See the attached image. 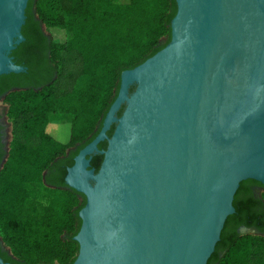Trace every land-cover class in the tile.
<instances>
[{
	"label": "water",
	"instance_id": "1",
	"mask_svg": "<svg viewBox=\"0 0 264 264\" xmlns=\"http://www.w3.org/2000/svg\"><path fill=\"white\" fill-rule=\"evenodd\" d=\"M176 1L170 42L122 73L68 169L86 197L73 264H208L241 183L264 185V0ZM29 2L0 0V77L27 71Z\"/></svg>",
	"mask_w": 264,
	"mask_h": 264
},
{
	"label": "trees",
	"instance_id": "2",
	"mask_svg": "<svg viewBox=\"0 0 264 264\" xmlns=\"http://www.w3.org/2000/svg\"><path fill=\"white\" fill-rule=\"evenodd\" d=\"M177 9L176 0L120 5L111 0H30L22 29L25 41L12 53L27 71L0 77V96L8 93L11 123L10 149L0 168V238L10 250L11 256L4 254L7 259L75 262L79 244L74 237L86 197L66 184L67 168L98 135L122 73L170 42ZM53 117L70 118L56 125ZM51 129L66 141L55 138ZM99 147L106 149L107 143ZM73 148L78 150L67 157ZM102 161L103 156H96L91 165L98 171ZM62 163V178H52ZM250 182L264 187L252 179L241 183L235 213L208 264H264V196H250ZM37 189L46 200L35 194ZM242 226L256 233L241 234L237 229Z\"/></svg>",
	"mask_w": 264,
	"mask_h": 264
},
{
	"label": "flooded vegetation",
	"instance_id": "3",
	"mask_svg": "<svg viewBox=\"0 0 264 264\" xmlns=\"http://www.w3.org/2000/svg\"><path fill=\"white\" fill-rule=\"evenodd\" d=\"M7 94L5 93V94L0 96V168L3 166V164L7 160V156H8L9 149H10V143H11V131L8 130V124H7V121L5 120V111H4V108H3V104L5 103V98H6ZM122 110H123V108L118 113V116H120V113H121ZM113 127L114 126H112V128ZM104 142L107 143L106 140L102 141L101 143H104ZM100 144H99V146H100ZM99 149L100 150H104V149H101L100 147H99ZM77 150H78V148H73L72 150H70L69 153L67 154V157L72 156V154L74 152H76ZM99 155L100 154H96V153L93 154L92 155V160H93L94 157L99 156ZM75 157H74V159H75ZM65 167L66 166L63 163L59 167H56L51 173L52 178H59V179L62 178L61 175L63 176V172H64V168ZM91 167H92V165H91ZM69 168L70 167L67 168V174H68V169ZM66 177H67V175H66ZM66 177H65V182H66ZM261 187L262 186H260L259 184H256L255 182H250V184H248V186H247L248 194L250 196L254 197L257 200H260L261 197H260L258 191H259V189ZM244 227L245 226H242V227L238 228L237 231L239 233H241V234L244 233V232L241 231L242 228H244ZM245 228H247V230L249 232L256 233V229L248 228V227H245ZM5 253H7V254H9V256H11L9 248L4 244V242L0 238V260L2 261V264H21L14 257H12V259H7L5 257V255H4Z\"/></svg>",
	"mask_w": 264,
	"mask_h": 264
},
{
	"label": "rangeland",
	"instance_id": "4",
	"mask_svg": "<svg viewBox=\"0 0 264 264\" xmlns=\"http://www.w3.org/2000/svg\"><path fill=\"white\" fill-rule=\"evenodd\" d=\"M111 1L115 5H120L122 3H125L127 0H111ZM3 108H4V111H5V120L7 121V124H8V130L11 131V123H10L9 118H8V105L6 103V98H5V103L3 104ZM69 118L70 117H65V118L53 117L52 118V122L54 124H56V125H62V124L64 125V123H67V121H69ZM51 133H52V135L55 138H57L60 141H66V139H67V137H65V138L61 137L58 133L54 132V129H51ZM35 192H36L35 194L38 197H41L42 200H46V198L42 195V191L40 189H37ZM258 193H259L260 197H263L264 196V187H261L259 189ZM245 233H253V232H244L243 234H245ZM35 264H58V263H44V262H41V263H35Z\"/></svg>",
	"mask_w": 264,
	"mask_h": 264
}]
</instances>
